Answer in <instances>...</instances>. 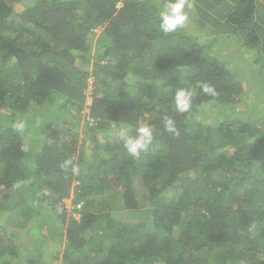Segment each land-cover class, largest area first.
I'll use <instances>...</instances> for the list:
<instances>
[{
    "label": "trees",
    "instance_id": "obj_1",
    "mask_svg": "<svg viewBox=\"0 0 264 264\" xmlns=\"http://www.w3.org/2000/svg\"><path fill=\"white\" fill-rule=\"evenodd\" d=\"M165 2L0 0V214L36 215L43 230L41 213L62 223V264H264V117L216 127L196 118L244 94L215 48L227 36L260 48L256 0H238L213 22L212 0H194L186 26L168 35L159 29ZM185 87L193 105L178 113L174 93ZM45 111L41 138L26 152L15 117ZM166 116L179 135L164 130ZM144 124L154 138L133 158L112 134ZM69 159L78 174L62 167ZM147 197L150 222L138 213ZM120 211L137 219H118ZM18 248L0 230V264H41L39 255L20 259Z\"/></svg>",
    "mask_w": 264,
    "mask_h": 264
},
{
    "label": "rangeland",
    "instance_id": "obj_2",
    "mask_svg": "<svg viewBox=\"0 0 264 264\" xmlns=\"http://www.w3.org/2000/svg\"><path fill=\"white\" fill-rule=\"evenodd\" d=\"M25 1V0H24ZM101 32L99 30L95 31V34L98 36ZM204 39V37H202ZM236 41V40H234ZM237 46H241L240 43H236ZM243 48V45L241 46ZM218 48L216 47L215 50ZM226 50V49H225ZM223 50L221 53L223 55V60L228 63L230 69L233 70L234 76L237 77L236 81L240 84H243L244 94L240 97L239 102L235 105H227L223 103L211 104L206 107H201L198 109L199 115L196 117L202 123L207 125H214L216 127L219 122L224 120H241L242 122H246L252 119H260L264 117V98H260L259 95L263 94V91L258 89L260 87L258 82L254 84L252 81L247 82V77L245 71L241 70L240 64L233 63L230 59L235 60L236 58L239 59L237 62L241 60V54L238 51L232 49L229 51ZM218 51V50H217ZM244 53V51H242ZM239 56V57H238ZM230 58L229 60L227 58ZM242 58V57H241ZM254 75H252L253 78ZM256 77V75H255ZM240 80V81H239ZM259 91V92H258ZM262 91V92H261ZM93 93H94V86H93V78L89 80V89L86 93L87 95V103L86 105L90 106L93 102ZM263 97V96H262ZM88 112L85 110L83 115L87 114ZM7 115V114H6ZM50 114L47 111L43 113H26L21 115H16L15 122L23 121L25 124V128L22 131L23 136L25 138L24 148L27 152L31 149L32 142H36L41 135V129L43 128V124L47 120H49ZM11 120V119H10ZM3 123L7 124V120ZM6 126V125H5ZM119 129H116V133L112 134V137L118 134ZM43 135V134H42ZM117 137V136H115ZM76 184V183H74ZM138 194L145 193L142 187L136 188ZM168 195V194H167ZM19 202V201H18ZM65 204L68 205L69 214L74 213L73 209L74 206L71 203V199L66 200ZM153 208L152 203L150 202L149 198H145L141 204L140 211L138 212L141 216H148L147 221L152 220V216H150V209ZM23 212V211H22ZM48 213L45 212V215L41 213L40 215L43 218H47L45 220L46 225L43 227L45 230L42 229V219L36 215L32 217H20V213L9 212L6 214H0V230L6 232V236H11L17 241L18 250L20 249V259L23 261L28 260L31 256H38L39 261L41 264H62L60 258V253H55L57 247H61L62 253L64 252L65 244H66V227L62 223H57L54 221L52 215H47ZM131 212H123L120 211L116 214L118 219L122 220H135L137 219ZM151 217V218H150ZM53 219V220H52ZM12 222L18 223L13 224ZM50 230L48 232L47 230ZM100 234L101 231L93 232ZM55 237V238H54ZM38 249L39 252H38ZM39 253H42L40 255Z\"/></svg>",
    "mask_w": 264,
    "mask_h": 264
},
{
    "label": "clouds",
    "instance_id": "obj_3",
    "mask_svg": "<svg viewBox=\"0 0 264 264\" xmlns=\"http://www.w3.org/2000/svg\"><path fill=\"white\" fill-rule=\"evenodd\" d=\"M193 7L190 0H166L163 10L159 13V29L162 33L168 35L184 28L188 22V10ZM100 32L102 27L98 28ZM201 91L206 95H215V88L208 83L198 85ZM194 92L192 89L178 88L174 93L175 109L178 113L190 111L193 105ZM164 130L172 135H179L176 122L171 117H164ZM25 128L23 121L15 124V130L22 132ZM131 129L126 126L120 127L118 131L119 138L123 141L126 152L133 158H139L145 152L154 138V129L147 125H139L135 128V134H130ZM63 168L71 167L73 174L79 173V167L74 165L72 160L64 161Z\"/></svg>",
    "mask_w": 264,
    "mask_h": 264
},
{
    "label": "crops",
    "instance_id": "obj_4",
    "mask_svg": "<svg viewBox=\"0 0 264 264\" xmlns=\"http://www.w3.org/2000/svg\"><path fill=\"white\" fill-rule=\"evenodd\" d=\"M193 1L194 0H190V2ZM237 1L238 0H212V2L210 3L212 5L211 7H209V10H212L209 19L213 18L212 22L214 19H222V21L225 20L232 13V6L235 5ZM206 10L208 9L206 8ZM223 13H225L226 15L223 16ZM254 28L260 41V48L258 50L247 49L245 46H243L242 48L241 46L243 45V43L240 40L238 41L237 37L235 38L236 41H234L227 35V37L224 38L223 41H221L219 48H217L221 52L225 49L226 52L234 49L238 51L239 54H241L242 58L240 57L241 60L239 61L241 70L245 71L246 74L244 75H246L247 78H252V75H254L251 81L254 84H256L257 82L259 83L258 85L260 87H258V89H261L263 91V94L259 96L260 98H264V0H256ZM211 38L213 37L210 36L209 39L211 40ZM209 39L208 41H210ZM236 43H240L241 46H237ZM242 51H244V53H242ZM229 59L230 58H228V60ZM230 60L233 61L232 59Z\"/></svg>",
    "mask_w": 264,
    "mask_h": 264
},
{
    "label": "built area",
    "instance_id": "obj_5",
    "mask_svg": "<svg viewBox=\"0 0 264 264\" xmlns=\"http://www.w3.org/2000/svg\"><path fill=\"white\" fill-rule=\"evenodd\" d=\"M91 106V105H90ZM81 205L79 204V205H77V206H74V209H73V211H74V213H73V215H74V217L76 218V219H80V214L78 213L79 212V210H81Z\"/></svg>",
    "mask_w": 264,
    "mask_h": 264
}]
</instances>
